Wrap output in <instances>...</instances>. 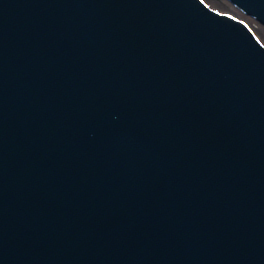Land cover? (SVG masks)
I'll return each instance as SVG.
<instances>
[{
    "label": "water",
    "instance_id": "obj_1",
    "mask_svg": "<svg viewBox=\"0 0 264 264\" xmlns=\"http://www.w3.org/2000/svg\"><path fill=\"white\" fill-rule=\"evenodd\" d=\"M0 264H264V46L201 0H0Z\"/></svg>",
    "mask_w": 264,
    "mask_h": 264
},
{
    "label": "bare ground",
    "instance_id": "obj_2",
    "mask_svg": "<svg viewBox=\"0 0 264 264\" xmlns=\"http://www.w3.org/2000/svg\"><path fill=\"white\" fill-rule=\"evenodd\" d=\"M201 1L207 7L211 8V9H213V10H215L221 14H227V15L233 17L237 21L238 20L241 21L245 25L247 30L255 37V39L264 46V28L262 27V25L260 23H258V22H261L264 24V20H261L258 17H255V15L253 13L248 12V10H245V8L240 5V3H238L237 1H234V0H229V1L233 4L235 9H238L237 11H240V13L237 11H235V12L229 11V9L228 10L223 9V8L218 9L216 6H212V0H201ZM223 5H224V3H223Z\"/></svg>",
    "mask_w": 264,
    "mask_h": 264
},
{
    "label": "rangeland",
    "instance_id": "obj_3",
    "mask_svg": "<svg viewBox=\"0 0 264 264\" xmlns=\"http://www.w3.org/2000/svg\"><path fill=\"white\" fill-rule=\"evenodd\" d=\"M223 3H224V5H223ZM212 6H216L218 9H221V8L226 9V10L229 9V11H234V12L238 10V9H235V7L233 6V4L229 0H212ZM237 12L240 13V11H237ZM258 23H260L262 25V27L264 28V24L263 23H261V22H258Z\"/></svg>",
    "mask_w": 264,
    "mask_h": 264
}]
</instances>
